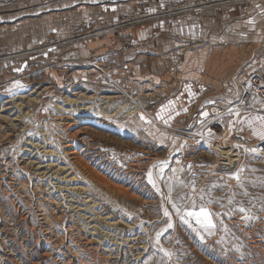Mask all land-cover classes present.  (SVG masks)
I'll return each instance as SVG.
<instances>
[{
    "label": "rangeland",
    "instance_id": "rangeland-1",
    "mask_svg": "<svg viewBox=\"0 0 264 264\" xmlns=\"http://www.w3.org/2000/svg\"><path fill=\"white\" fill-rule=\"evenodd\" d=\"M109 1L113 0H0V26L15 25L11 30L18 35L12 39L14 46L7 38L5 45L0 37V63L8 62L0 67V99L3 103L12 98L24 102L20 109H1L0 113L14 118L29 112L27 120L14 121L16 128L8 132L4 126L10 128L11 123L0 122V177L5 174L0 186V264H264V159L249 153L237 171L216 173L215 154L209 142L195 137L192 131L201 124L197 123V116L207 113L210 105L232 103L252 73L264 74L263 55L256 57L253 65L246 64L244 57L232 69L211 72L202 93L198 81L190 80L184 73L182 53L192 50L195 54L205 43L179 44L177 57L167 56L171 69L156 70L141 79H129L130 82L113 76L103 60L73 57L75 54L71 53V48L89 40L145 21H163V30L159 31L168 33L171 23L166 26L165 20L153 18L128 24L99 36L68 41L55 53L46 51L48 38L61 37L55 35L56 31L67 30L69 34L63 37L66 39L75 31L95 25L91 24L92 12L96 11L93 6ZM137 3L150 6L138 0L135 9ZM211 7L227 10V5ZM155 9L150 6L151 12ZM124 15L131 14L120 16ZM111 21L114 20L104 22ZM27 26L36 30V36L43 33L44 38L48 37L39 45L35 38L32 46H28L29 42L20 45ZM92 64L102 66L106 74ZM234 71L236 76L230 86L226 79ZM106 76L129 91L126 104L117 96L118 91L107 85ZM190 81L197 87L188 88ZM39 86L40 103L28 104L27 98L21 99L35 97L37 94L30 92ZM222 90L228 92L221 93ZM204 94L208 96L201 99ZM223 94L228 96L222 97ZM106 95L115 98L105 103L101 96ZM66 96L87 101L99 113L105 108L109 119H60L64 110L57 107H70L64 100L53 104L51 100ZM146 98L154 102L148 104ZM133 99L146 107L132 108ZM12 102L4 107L14 106ZM120 106L125 108L119 109ZM43 113L48 115L49 127L42 125ZM44 131L59 138V147L67 151L68 158H73L83 174L69 187L68 180L76 173L55 144L47 148L53 153L41 151L40 156L45 164H67L58 180L55 175L43 178L36 169L30 172L22 168L28 157L27 142L32 137H42ZM253 137L260 138L256 134ZM9 182L25 183L27 187L10 190ZM72 186L79 189L67 190ZM38 199L43 202L44 211L37 205ZM193 201L197 208L202 205L211 212L213 228L206 229L186 217L185 210ZM165 210L168 216L164 215ZM79 242L93 246L96 258L90 259L88 247H81Z\"/></svg>",
    "mask_w": 264,
    "mask_h": 264
},
{
    "label": "crops",
    "instance_id": "crops-1",
    "mask_svg": "<svg viewBox=\"0 0 264 264\" xmlns=\"http://www.w3.org/2000/svg\"><path fill=\"white\" fill-rule=\"evenodd\" d=\"M136 1L138 0H118V2L113 0L103 5L93 6L96 11L92 12L94 16L91 24L116 20L121 14H134ZM142 1L147 2L152 9H155L160 5L181 0ZM168 20L171 23L168 33L162 32V34L159 31V28L163 30V21L157 23L145 21L118 32H111L105 37L89 40L79 47L71 48V53L75 54L73 57H92L95 60H103L104 65L108 67L113 76L130 82L129 79H141L156 70L171 69L172 62L167 56L177 57L179 46L182 43H205L199 47L195 54L192 53V50L182 53L185 60L183 63L184 73H188L187 76L190 80L198 81L199 91L206 88V79L211 72L221 73L229 68L232 69L236 62L244 57H246V64L252 63V65L256 57L260 58V55H263L264 59V2L254 3L253 0L230 2L227 4V10L218 11L217 8L211 7L202 16L189 14L186 18L176 16ZM158 23L161 27L157 25ZM14 26L9 28H4V25L0 26V35L2 34L0 37L3 38L4 43L6 38L11 43L13 38L15 40L18 37L11 30V28L14 29ZM56 33V36L61 37H67L69 34L67 30H59ZM44 35L39 33L36 36L35 29L33 31L32 28H28V30L24 28L20 45L25 46L29 42L28 46H32L33 38L38 39L39 45L48 37L44 38ZM12 46H14V42ZM6 49L13 50V48ZM7 63L1 62L0 67ZM235 73L234 71V74L227 77L226 80L229 81V84L236 76ZM191 87L197 86L192 85L190 81L188 88L191 89ZM222 91L224 92L221 93L228 92ZM206 96L208 95H202L201 99H205ZM227 96V94H223L222 97Z\"/></svg>",
    "mask_w": 264,
    "mask_h": 264
},
{
    "label": "built area",
    "instance_id": "built-area-1",
    "mask_svg": "<svg viewBox=\"0 0 264 264\" xmlns=\"http://www.w3.org/2000/svg\"><path fill=\"white\" fill-rule=\"evenodd\" d=\"M236 1L239 0H182L158 6L155 12H151L150 6L137 3L134 14L120 16L118 19L108 23L104 22L84 27L81 32L75 31L66 39L63 37L48 38L45 43V49L49 53H55L62 44L68 41L76 42L78 39L99 36L117 27L120 28L121 26L153 18L165 20L166 26H170L168 19L178 14L202 16L211 6L223 5V8H226L228 3ZM2 55L0 52V57ZM97 64H92V67L105 73L103 67L97 66ZM105 78L108 82L107 85L114 88L113 90L120 88L116 94L126 104L129 91L122 88V83L112 80L110 76ZM146 99L148 104L154 102L150 98ZM263 105L264 74L256 72L252 73L242 84L240 95L232 103L228 105L212 104L207 108V115L200 113L197 116V123L201 124L196 125L192 131L200 140L208 141L211 150L215 152L214 171L216 173L224 175L237 171L248 154L251 153L249 151L251 148H255L256 155L264 159V140H256L250 135L248 133L250 126L245 121V118L264 115ZM253 122L258 123L259 121L254 120Z\"/></svg>",
    "mask_w": 264,
    "mask_h": 264
},
{
    "label": "bare ground",
    "instance_id": "bare-ground-1",
    "mask_svg": "<svg viewBox=\"0 0 264 264\" xmlns=\"http://www.w3.org/2000/svg\"><path fill=\"white\" fill-rule=\"evenodd\" d=\"M41 86H39V87H36L35 89H33L31 92H30V94H37L35 97H31V98H29V96H24V97H21V99L22 98H27L28 100H27V103L29 104V103H40L41 102V100L39 99V97H40V95L42 94V90H41ZM120 89V88H119ZM119 89H115L114 90V92H117ZM39 90H41V91H39ZM152 94V93H151ZM154 96V95H153ZM20 96H17L16 98H19ZM120 97V96H119ZM101 98L105 101V103H107V102H109L110 101V99L111 98H115V97H111V96H101ZM108 99V100H107ZM135 99V98H134ZM154 99H155V97H154ZM65 101V104H67V105H69V107L70 108H66V107H63V106H61V105H59L58 107H57V109H61V110H64V113H62V114H64V117L63 116H58L60 119H74V118H76V117H96V118H99V119H109V116L110 115H108V113H107V111H105V108H104V110L103 111H101L100 113L97 111V110H94V107H93V105H90L87 101H85V102H81V101H79V98H76V99H71V98H69L68 96H66L65 98H56L55 100H51L52 101V104H53V102H57V101H59V102H62V101ZM13 101V102H12ZM8 102H12L13 104H14V106H6V107H4L5 105V103H8ZM5 103H3L2 102V99H0V110H1V112H4V111H6V110H9V109H12V108H14V107H17L18 109H20L21 107H23L24 106V102L23 101H16L15 99L13 100V98L12 99H9V100H6L5 101ZM51 103V102H50ZM133 104L131 105V107L132 108H134V109H139V108H142L141 106L143 105L142 103H140V100H133V102H132ZM102 104H104V103H102ZM57 106V105H56ZM124 106H126V105H124ZM124 106H120V107H118L119 109L120 108H123ZM144 106V105H143ZM16 108V109H17ZM101 108H103V107H101ZM117 108V109H118ZM125 108V107H124ZM102 110V109H101ZM136 112V111H135ZM45 113V112H44ZM43 113V115L40 117L44 122V124L42 123V125H45V126H47L48 124H49V120H48V115H45ZM133 113V110L132 111H129V115H131ZM116 113H113V115H115ZM112 115V116H113ZM29 117V112H23V113H20V114H18V116L17 117H14V118H11V117H9V116H4L2 113H0V122H5V121H7L8 123H11V126H10V128H8V125H6V126H4V128L6 129L7 128V132H8V130H10V129H15L16 128V124L14 123V121H17V120H20V119H22V118H26V120H27V118ZM63 117V118H62ZM58 118V119H59ZM107 119V120H108ZM66 123V122H65ZM257 123H254V122H252V125L250 126V128L248 129V133L250 134V135H254L255 133H258V132H260V131H263V129H262V127H261V124L259 125V126H255ZM47 127H49V126H47ZM45 128V127H44ZM43 130V129H42ZM45 130V129H44ZM15 131V130H14ZM48 131H50V130H48ZM10 132V131H9ZM12 132V131H11ZM47 132V131H46ZM45 131H44V133H42L43 135H42V137H38V136H35V137H32L28 142H27V145H29V147H27L25 150L27 151H25L26 153H27V159L25 160V161H23V165H22V168L23 169H25V170H28V171H32L33 172V169H36L37 170V174H39L41 177H43V178H46L47 176H52V175H55V176H53L54 178H57V180H58V177L62 174V172L65 170L64 169V167L68 164V165H70V169L72 170V172L73 173H76V175H74V176H72V178H69V180H68V184H67V187H69V185H72L73 184V182L74 181H76V180H78L79 179V177L80 176H83V174H82V172H81V170H79L77 167H76V164H75V161L73 160V158H68V156H67V151L66 150H64V148H61V147H59L60 146V143H59V138H57V137H52V141L50 142L49 140L51 139V137L50 136H48V135H50V134H48V133H46ZM51 132V131H50ZM194 133V132H193ZM7 134V133H6ZM14 135V134H13ZM252 135V136H253ZM257 135V134H256ZM194 136L195 137H197L196 135H195V133H194ZM256 139V138H255ZM256 140H261L260 138L259 139H256ZM49 144H55L56 146H57V149H59V151H60V153L62 154V151H63V153L64 154H66V157H63L64 159H66V161H67V164L64 166V167H62V166H59V164H53V163H44L45 161L42 159V157L40 156L41 155V151H43V153L44 154H48V153H51L52 151H50L49 149H47L48 148V146H49ZM54 145V146H55ZM63 147V146H62ZM67 147V146H66ZM252 149H255V148H251L249 151H251V153L253 154V153H255L256 151H252ZM213 152V151H212ZM40 153V154H39ZM53 153V152H52ZM213 153H215V152H213ZM39 155V156H38ZM63 156V155H62ZM36 159H39V160H36ZM65 161V162H66ZM7 164H8V162H7ZM9 165H11V164H9ZM6 166V165H5ZM10 168V167H9ZM5 169V168H4ZM11 169V168H10ZM2 170V169H1ZM8 171H9V169H8ZM34 172H35V170H34ZM35 173V174H36ZM34 174V173H33ZM36 174V175H37ZM230 174V173H229ZM4 175L5 174H3V176H1L0 177V186H1V183L4 181ZM9 176V175H8ZM39 177V176H38ZM37 177V178H38ZM9 178V177H8ZM11 178V177H10ZM13 178V177H12ZM11 178V179H12ZM60 178V177H59ZM10 179V180H11ZM63 179H64V177H63ZM65 179H66V177H65ZM37 180V179H36ZM49 180V179H48ZM20 181V180H19ZM38 181H40V180H38ZM7 182V181H6ZM24 182V181H23ZM49 182V181H48ZM35 183V182H34ZM41 183V182H40ZM56 183V182H55ZM60 183H62V182H60ZM9 184H10V190H18V191H21V189H25V187H27V184H25V183H21V182H9ZM59 184V183H58ZM29 185V184H28ZM39 185H41V184H39ZM66 185V184H65ZM4 186V185H3ZM49 186V185H48ZM8 187V186H7ZM34 187V186H33ZM40 187V186H39ZM60 187V186H59ZM64 187H66V186H64ZM66 187V188H67ZM80 187V186H79ZM30 188V187H29ZM44 188V187H43ZM81 188V187H80ZM42 189V188H41ZM76 189H79L77 186L75 187V186H72L71 188H69V189H67V190H76ZM84 189V188H83ZM30 190V189H29ZM35 190V189H34ZM37 192V191H36ZM21 196V195H20ZM23 197V196H22ZM88 200V199H87ZM87 202H90V199L87 201ZM77 204V203H76ZM37 205L39 206V207H41V209L40 210H42V211H44V209H43V206H44V204H43V202H40L39 201V199L37 200ZM78 205H79V203H78ZM24 206V205H23ZM76 206V205H75ZM78 207L79 206H76L75 208H77L78 209ZM49 208H50V206H49ZM48 209V208H47ZM51 209V208H50ZM57 209V208H56ZM60 209V208H59ZM84 209V208H83ZM83 209H81V210H83ZM45 210H46V208H45ZM52 211V210H51ZM50 212V211H49ZM28 213L31 215L32 213H31V210L30 211H28ZM42 213V212H41ZM54 213H56V212H54ZM45 215H46V213H44ZM56 215V214H55ZM100 216V215H99ZM59 217V216H58ZM62 218V217H61ZM88 218V217H87ZM93 218H95V217H93ZM97 218V217H96ZM102 218V217H101ZM100 218V219H101ZM106 218H109V217H106ZM47 219V218H46ZM99 219V218H98ZM91 220V219H90ZM93 220V219H92ZM91 220V221H92ZM95 220V219H94ZM194 220V219H193ZM92 222H94V221H92ZM97 226V225H96ZM73 237V236H72ZM80 239V238H79ZM92 239V238H91ZM86 240H87V238H86ZM89 242V241H88ZM49 243H50V241H49ZM80 243V242H79ZM89 243H91V242H89ZM86 244L85 242L84 243H80L79 245L81 246V247H88V254H89V256H90V259H95L96 258V253L94 252V250L92 249L93 248V246H91L90 247V244ZM87 245V246H86ZM78 246V245H77ZM95 248V247H94ZM75 252V251H74ZM72 253V252H71ZM97 257H98V255H97ZM91 263V262H90Z\"/></svg>",
    "mask_w": 264,
    "mask_h": 264
},
{
    "label": "snow or ice",
    "instance_id": "snow-or-ice-1",
    "mask_svg": "<svg viewBox=\"0 0 264 264\" xmlns=\"http://www.w3.org/2000/svg\"><path fill=\"white\" fill-rule=\"evenodd\" d=\"M19 70L20 69H18V71ZM15 83H16V85H19V86L22 87V85H20L19 81H16ZM171 103H173V102L170 101L169 104H171ZM236 114L238 115V113H236ZM204 115H207V113H205ZM170 118L171 117H169V119ZM141 119L142 120L144 119L143 115H141ZM254 120H258L260 122V124H261L262 129H264V115H257L255 117L245 118V121L249 124V126L252 125V122ZM165 123H167V121H165ZM255 134L259 135L260 139L264 140V131H260V132L255 133ZM237 147H238V145H237ZM252 151H256V150L252 149ZM233 175L235 176V178L237 180H239V175L238 174L234 173ZM149 182L150 183L152 182V180H151V172H149ZM173 206L175 207V205H173ZM240 210L241 211H246L245 209H240ZM179 211H180V209L177 208V212H179ZM164 215L165 216L169 215L167 210H165ZM185 215L188 218L195 219V222L197 224H200L202 227H204L206 229H211V228H213L215 226L213 221H212V219H211V215H212L211 212L207 208L202 206V205L197 208V206L195 205L194 201L192 202L191 207H189L188 209L185 210ZM184 218H185L184 216L181 217V219H184ZM168 227L169 228L172 227L171 223L168 224ZM158 236H159V233H158Z\"/></svg>",
    "mask_w": 264,
    "mask_h": 264
}]
</instances>
